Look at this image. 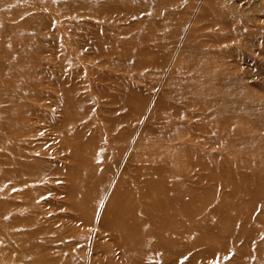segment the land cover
<instances>
[{
    "label": "bare ground",
    "instance_id": "6f19581e",
    "mask_svg": "<svg viewBox=\"0 0 264 264\" xmlns=\"http://www.w3.org/2000/svg\"><path fill=\"white\" fill-rule=\"evenodd\" d=\"M195 4L0 0V36L26 28L44 54L0 45V264H197L223 209L249 234L261 173L228 156L261 162L244 116L261 72L241 60L264 63V3L203 0L186 30Z\"/></svg>",
    "mask_w": 264,
    "mask_h": 264
},
{
    "label": "rangeland",
    "instance_id": "374dc122",
    "mask_svg": "<svg viewBox=\"0 0 264 264\" xmlns=\"http://www.w3.org/2000/svg\"><path fill=\"white\" fill-rule=\"evenodd\" d=\"M52 0H32L37 7H41L40 10H44L45 6L51 5ZM196 4L192 10V14L189 16V20L186 24V30L190 27V24L193 21V17L196 15L197 10L199 9L200 5H202L203 0H195ZM264 3V0H263ZM16 5H25L23 3H15ZM29 4V3H28ZM44 6V7H43ZM145 13V12H143ZM82 14V13H81ZM94 16L93 14H87ZM86 16V15H85ZM84 17V16H83ZM90 17V16H89ZM119 18V17H118ZM118 18H115L118 20ZM7 18H3L6 20ZM135 20V18H134ZM75 22V27L72 23ZM78 22L82 23V20ZM77 21H73L70 24L72 28L78 30L79 32H84L87 30V26L79 25ZM138 27L141 26L143 30H145L144 26L138 23ZM15 35H19L17 37L14 36H0V45L1 46H11L12 53L16 57L20 53L25 54V57H42L44 54H40L37 52L35 48L36 39L39 36L38 33H32L26 28L18 27L17 29L13 30ZM81 34V33H80ZM47 42L42 47L48 46L51 48L49 43L53 40V35L50 34L45 37ZM135 41V38H134ZM14 43V44H13ZM38 46V44H37ZM41 47V48H42ZM20 49V51H17ZM243 56L242 52H240L239 57ZM0 60H2V56H0ZM247 60H241L242 66L246 67L247 69L250 68L251 73L248 74L252 76V74L256 72H261L259 76L256 77V82L258 83L257 88L253 89L250 94L253 97H257L259 102L263 104V106L258 103L260 106L256 108L247 109L248 114L245 113V118L247 121L246 132L251 134H255L253 139L255 143L259 144L258 154H247L245 155L246 158H250L251 156L257 155L260 159L259 165H254L252 167H245L243 164H240V159L243 160L244 156L240 157L239 155L229 154L228 162H231L234 166H236L242 173L251 174L255 171H260L261 175L260 178H257L256 181H253L254 187L251 188V191L247 196H242V202L238 206L241 210V213H244L246 216L245 225L247 223L250 224L248 232H246L243 237L237 236L233 237V232L235 229L237 230L238 234L242 231L240 228L241 223L237 225L234 221V224L230 222L228 216H226L225 210L223 209V216L216 215L213 212L211 216V220L215 225V230H211L205 235V243L198 246L197 249V256L195 261L197 264H264V126L260 125L257 122H253L251 118L254 116H262L264 115V63L263 65L255 70L253 66L250 65V62H246ZM9 66L13 67L12 69L19 73V74H26L28 73L27 68L31 69L32 65L28 61L26 64H21L20 66L17 65L16 59L11 58L9 61ZM150 73V72H149ZM152 75V73L150 74ZM3 76L9 79V75L3 74ZM247 77V79H248ZM254 78V77H253ZM12 80H16V78H12ZM19 83V82H18ZM20 84V83H19ZM25 84V83H24ZM24 84H22L24 86ZM25 87V86H24ZM152 90H158L154 88ZM251 117V118H250ZM252 122H251V121ZM261 136V137H256ZM244 184V182H242ZM232 190V185H230ZM231 190L227 191V194L231 192ZM236 191V190H235ZM241 191L238 190L235 193L237 195H241ZM255 196L261 195V197L253 199V195ZM263 198V199H262ZM239 201V200H238ZM234 199H229L228 204H233ZM219 204V203H218ZM91 235V234H90Z\"/></svg>",
    "mask_w": 264,
    "mask_h": 264
}]
</instances>
